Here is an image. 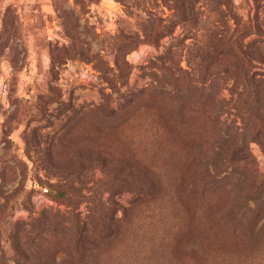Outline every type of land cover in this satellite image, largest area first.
<instances>
[{
	"label": "rangeland",
	"instance_id": "374dc122",
	"mask_svg": "<svg viewBox=\"0 0 264 264\" xmlns=\"http://www.w3.org/2000/svg\"><path fill=\"white\" fill-rule=\"evenodd\" d=\"M0 264H264V0H0Z\"/></svg>",
	"mask_w": 264,
	"mask_h": 264
}]
</instances>
